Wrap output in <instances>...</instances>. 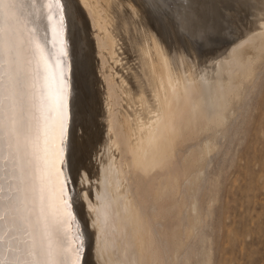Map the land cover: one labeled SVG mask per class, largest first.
I'll list each match as a JSON object with an SVG mask.
<instances>
[{
    "label": "bare ground",
    "instance_id": "1",
    "mask_svg": "<svg viewBox=\"0 0 264 264\" xmlns=\"http://www.w3.org/2000/svg\"><path fill=\"white\" fill-rule=\"evenodd\" d=\"M118 1L96 0L118 19V36L121 37L125 53L131 62L127 101L131 107L138 106L140 109L134 108L131 114L133 120L126 116L121 125L118 124L116 115L109 114V120L104 122L99 119L104 113L102 109L95 110V129L91 135V143L94 139L95 142L90 154H95L96 160L99 156V164L95 166L92 161L83 162L79 153L76 171L72 170L70 162L75 151L73 146L76 133V68L73 43L80 47V53L87 44L89 55L86 58L91 63L90 74H95L98 68V60L95 57L97 53L91 44L94 41H90L92 34L87 14L93 23L95 21L88 1L83 0L80 3L78 0H60V10L53 5L51 9L45 6L35 12L25 5L18 12V22L10 24L5 20L3 25L6 36L0 62L3 64L5 119L9 109L14 108L23 130L16 152L24 169L15 181L16 196L22 201L18 214L26 216L34 226L37 221L47 222L54 240L62 248L57 256L60 264H72L73 261H78V264H166L168 259L161 237L168 230L169 208L177 207L173 217L178 218L184 203L182 198H177L180 197L182 181L193 170L202 171L209 154L215 148V140L210 141L212 139L209 138L198 154L194 152L190 164L181 172L169 170L166 156L174 153L184 136L186 139L191 137L198 140L209 128L225 127L226 112L233 103H240L244 82L253 77L257 63L264 59V30L261 31L264 29V0H232L238 3L239 6L236 7H246L242 9V13L243 10H249V14L254 16L252 20L249 19V25L245 26L246 32L240 34L232 44L234 48L237 47L233 57L237 59L235 61L242 63L240 65H243L244 69L240 74L232 75L230 71L233 62L221 63L218 69L210 68L213 73L206 77V85L200 79L204 69L201 70L202 73H198L199 65L194 66L195 61L191 57L182 61L183 56L180 57L176 50H170L166 46L170 47L172 42L165 37V33L152 26L154 23H149L152 19H149V11L142 1L147 4L150 0ZM174 1L180 28L184 30L195 25L199 13V8L196 7L198 1ZM222 1L224 0L219 3ZM225 4L230 5H223ZM218 9L219 6L217 11ZM12 32L16 48L10 52L8 34ZM33 39L43 50L46 67L38 63L37 56L29 48L28 42ZM250 42L252 44L248 45ZM101 45L99 43L100 47ZM108 45L110 49L113 48L111 43L108 42ZM61 50L64 55L60 54ZM172 51L175 53H171ZM83 54L86 55V52ZM194 67L198 68V74ZM97 81L103 83L100 78H97ZM59 88H63L66 94L63 139L55 103L56 91ZM107 89L113 96L114 86L109 79ZM104 127L110 128L108 131L113 135L112 139H109L113 140L111 145L121 149V160L118 164L113 161V154L110 153L107 158L100 153L99 147L105 136L102 134ZM133 136L137 141L135 145L131 144ZM25 137L28 138L27 141ZM82 146V141L77 142L76 151L81 152ZM3 147L7 155V132ZM133 147H136V152ZM13 148H17V142L13 143ZM135 153L137 157H132L127 165L124 164L126 156H134ZM79 171L86 173V180L79 175ZM131 172L139 174V177L147 181L148 198L145 202L138 201L143 193L131 194ZM40 175L44 177L42 183L36 179ZM189 177H192L191 184L195 185L200 174L194 173ZM73 179H84L86 182L97 179L92 191L89 184L84 187L87 190L84 195H78L82 190L75 191V197L79 196L78 206L70 190V185L75 184ZM110 184L115 187V193L110 190ZM150 202L156 206L153 215L146 210V205ZM197 206L195 202L192 203L194 216L185 234L186 239L194 234L198 225L200 217L196 215ZM155 223L159 224V230H154ZM179 227L180 225L172 227L173 264L179 260L185 244ZM33 231H36L35 227ZM21 236L23 237V233ZM85 242L89 246L86 249ZM77 248L79 254L76 252ZM206 264H209V261Z\"/></svg>",
    "mask_w": 264,
    "mask_h": 264
},
{
    "label": "rangeland",
    "instance_id": "2",
    "mask_svg": "<svg viewBox=\"0 0 264 264\" xmlns=\"http://www.w3.org/2000/svg\"><path fill=\"white\" fill-rule=\"evenodd\" d=\"M78 1L83 2V0ZM87 1L89 9L94 15L96 25L87 14L89 29L92 34L90 41H94L91 44L97 53L95 57L98 60V68L95 74H90L91 63L87 59L89 55L87 44L84 47L87 51L83 49V52L80 53V47L73 43L76 68L74 80L76 133L73 146L75 151L70 162L74 171L78 168L77 156L79 153L83 158V162L92 161L95 166L99 164V156L96 160L95 154H90L92 145L95 142L94 139L91 143V135L93 129H95V110L102 109L104 113L99 116V119L104 122L109 120L107 118L110 117L109 114L116 115L118 124L121 125L126 116L133 120L131 114L134 108L135 110L136 108L137 110L140 109L138 106L131 107L127 101L129 96H127V90H129L128 73L131 62L128 54L125 53L123 41L118 36V19L114 13H111L106 7H102L96 0ZM196 1H198L196 7L199 8L196 24L184 30L179 26L174 0H150L147 4L145 1H142V3L147 6L148 15L151 17L149 19H152L149 23H154L152 26L154 25L162 33L164 32L165 37H168L172 42L170 44L171 48L168 45L166 46L170 50H176L175 52L179 56L181 55L180 57L183 56L182 61L191 57L195 61L194 66L198 67L199 65L200 72L197 67H194V70L197 69L198 73H202L201 70L204 69L200 78L204 85L208 82L206 77H209L211 72L213 73L212 69H218V65L221 63L232 61V66H234H231L230 74H240L244 66L240 65L241 62L235 61L237 59L233 57V53L237 47L234 48L232 44L240 34L246 32L245 26L249 25V19L252 20L254 16L249 14V10L246 12L243 10L242 13V9L246 7L242 6L241 9L236 7L238 4L236 1L231 0L234 4L230 0H224L221 3H219L221 0H195V3ZM215 2L219 6L218 11ZM224 3L230 4L229 7L226 4L223 5ZM211 5L213 8L210 7ZM217 12L220 13L216 14ZM108 42L113 45L112 49H110ZM99 43L102 44L101 47ZM250 44L252 42L248 43V45ZM85 52L86 55L83 54ZM229 55L232 57L230 58ZM102 58H104L103 61ZM204 73L205 75H203ZM97 78H100L103 83H99ZM107 79L114 86L113 96L110 95V91L107 89ZM249 79L244 82V86L241 88L242 99L240 103H233L230 107L232 110L229 108L230 111L226 112L225 127L209 128L208 131L200 135V140H194L191 137L186 139L184 136L179 141L174 153H169L166 156L169 170L171 172H181L190 164V159L195 155L194 152L198 154L206 141L215 140V148L209 154L202 171L198 172V169H195L188 173V177L182 181L180 197L177 198H182L184 203L178 218L173 217L177 207L169 208L170 214L167 219L169 231H165L163 237H161L168 259L166 264H173L171 260L173 249L171 234L174 231L172 227L176 225H180V232L185 242L176 264H206L208 261L209 264H264V59L257 63L254 75ZM106 92L107 94H105ZM102 130H104L102 134H105V136L103 135L100 147L98 145L100 153L103 156L106 155L107 158L109 157L107 155L113 154V161L118 164L121 160V149L111 145L113 140L109 139H112L113 135L108 131L110 128L104 127ZM135 138L133 136L131 139L132 145L137 144ZM79 141L83 143L81 152L76 151L77 142ZM134 148L136 147H133V150ZM135 154L134 156L127 155L124 164L127 165L128 161L134 157L136 158L137 153ZM79 173L86 180V173L84 171H79ZM194 173H199L200 178L195 185H192V177L189 176ZM84 179L83 181L73 179L75 187L73 183L70 185L72 196L76 200V206L79 204V196L75 197L77 190H82L78 195H84L87 192L84 187L89 184L90 191H92L97 182V179H91L92 181L88 182ZM129 181L131 194L140 193L141 195L143 193L138 201L145 202L148 198V195H146L147 181L139 177V174L132 172L129 173ZM112 184H110V190L114 191L115 187ZM93 197L95 200L97 199L94 192ZM193 202L196 206L198 205L196 215L200 218L193 232L194 234L186 239L185 234L194 216L191 209ZM146 207L150 215L155 214L156 206L153 203H148ZM157 225L159 226L158 223L153 224L154 230L160 229ZM88 247V243L85 242L84 248Z\"/></svg>",
    "mask_w": 264,
    "mask_h": 264
},
{
    "label": "snow or ice",
    "instance_id": "3",
    "mask_svg": "<svg viewBox=\"0 0 264 264\" xmlns=\"http://www.w3.org/2000/svg\"><path fill=\"white\" fill-rule=\"evenodd\" d=\"M25 5L34 12L47 6L49 9L53 5L60 10V0H0V57L3 56L5 47V28L7 20L10 24L18 22V12ZM14 32L8 34L9 51L16 48V41L13 39ZM29 48L38 58V63L44 64L43 50L34 39L28 42ZM61 55L64 51L61 50ZM5 89L3 78V64L0 62V264H60L57 256L62 248L53 238L52 232L46 221H37L34 226L26 216H20V206L22 201L16 196L17 188L15 181L18 175L23 173V165L17 158L18 141L23 135L20 122L17 119L14 108H10L7 119H5ZM66 94L63 88L56 91L55 103L60 116V134L63 139L64 129V105ZM7 132L8 152L5 155L4 141ZM27 141V137H25ZM17 142V148H13V143ZM41 183L44 177H36ZM42 191V188H41ZM7 221V228H5ZM35 227L36 231H33ZM23 233V237L21 236ZM26 237V239L24 238ZM79 254V248L76 249ZM72 264H78L73 261Z\"/></svg>",
    "mask_w": 264,
    "mask_h": 264
}]
</instances>
